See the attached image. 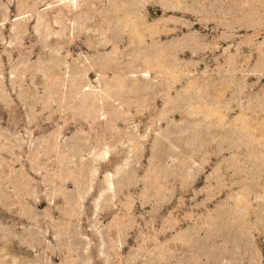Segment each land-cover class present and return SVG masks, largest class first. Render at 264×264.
<instances>
[{
	"label": "rangeland",
	"instance_id": "374dc122",
	"mask_svg": "<svg viewBox=\"0 0 264 264\" xmlns=\"http://www.w3.org/2000/svg\"><path fill=\"white\" fill-rule=\"evenodd\" d=\"M0 264H264V0H0Z\"/></svg>",
	"mask_w": 264,
	"mask_h": 264
}]
</instances>
